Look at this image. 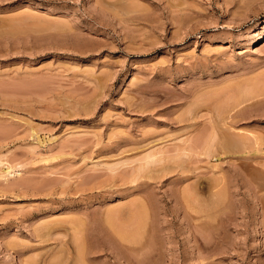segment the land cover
Wrapping results in <instances>:
<instances>
[{"label":"rangeland","instance_id":"1","mask_svg":"<svg viewBox=\"0 0 264 264\" xmlns=\"http://www.w3.org/2000/svg\"><path fill=\"white\" fill-rule=\"evenodd\" d=\"M0 264H264V0H0Z\"/></svg>","mask_w":264,"mask_h":264},{"label":"bare ground","instance_id":"2","mask_svg":"<svg viewBox=\"0 0 264 264\" xmlns=\"http://www.w3.org/2000/svg\"><path fill=\"white\" fill-rule=\"evenodd\" d=\"M234 140V139H233ZM235 141H237V140H235ZM244 141V140H243ZM213 142V141H212ZM239 143H241V141H239ZM230 144V143H229ZM235 144V143H234ZM225 145V144H224ZM232 145V144H231ZM238 146V145H237ZM213 151V150H212ZM146 220V219H145ZM145 227V226H144ZM114 228V227H113ZM116 228V227H115ZM130 231V230H129ZM138 231V230H137ZM136 231V232H137ZM122 233V232H121ZM127 233H129V232H127ZM136 237V236H135ZM78 238V237H77ZM125 238V237H124ZM129 240V239H128ZM81 242H83V241H81ZM129 242V241H128ZM131 242V241H130ZM77 243V242H76ZM80 245V244H79ZM81 249V248H80ZM81 251V250H80ZM78 252V251H77ZM86 254V253H85ZM82 256V255H81ZM86 256V255H85Z\"/></svg>","mask_w":264,"mask_h":264}]
</instances>
